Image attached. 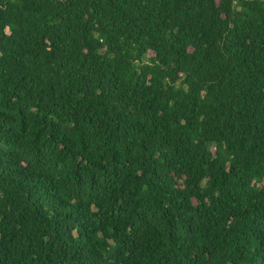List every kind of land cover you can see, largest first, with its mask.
I'll list each match as a JSON object with an SVG mask.
<instances>
[{
    "label": "trees",
    "instance_id": "trees-1",
    "mask_svg": "<svg viewBox=\"0 0 264 264\" xmlns=\"http://www.w3.org/2000/svg\"><path fill=\"white\" fill-rule=\"evenodd\" d=\"M0 264H264V0H0Z\"/></svg>",
    "mask_w": 264,
    "mask_h": 264
}]
</instances>
